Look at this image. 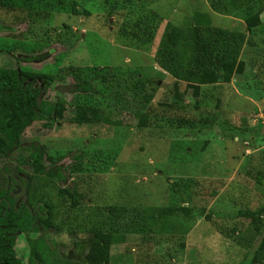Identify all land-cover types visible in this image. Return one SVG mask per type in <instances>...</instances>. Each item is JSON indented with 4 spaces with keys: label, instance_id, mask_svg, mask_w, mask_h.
Segmentation results:
<instances>
[{
    "label": "rangeland",
    "instance_id": "rangeland-1",
    "mask_svg": "<svg viewBox=\"0 0 264 264\" xmlns=\"http://www.w3.org/2000/svg\"><path fill=\"white\" fill-rule=\"evenodd\" d=\"M249 1L20 0L13 9L0 8V67L15 68L17 56L40 57L21 60L19 67L33 75L53 76L56 86L43 97L66 106L63 118L52 127L34 120L23 131L20 145L0 158V173L6 171V180L13 178L16 167L29 174L27 165L17 160L25 159L35 144L67 167L74 162V152L103 156L110 165L100 172L86 167L82 173L67 175L68 185L75 183L83 196L75 208L50 184L59 231L9 238L7 244L17 258L29 264L31 240L44 264H67L52 251L56 247L63 256L77 252L73 243L84 239L89 228L97 225L108 232L114 220L128 222L136 213L180 204L203 215L188 222L180 217L159 220L137 233L112 238L108 264L243 260L255 245L258 230L251 219L235 214L264 208V151L252 148L248 140L256 116L264 115V12L260 24L248 33L242 12ZM74 6L81 14L72 13ZM195 12L207 13L215 28L245 35L239 55L242 68L227 83L193 87L173 80L156 61L166 22L186 26ZM92 66L107 67L115 74L103 92L109 96L106 112L116 125L71 121L75 104L96 102L74 94L68 70ZM170 90L203 112H212L218 104L221 118L236 126L240 135L232 138L217 127L195 133L179 127L177 121L195 115L191 110L162 108L170 100ZM136 112L149 114L146 126L138 124ZM22 183L18 194L23 192Z\"/></svg>",
    "mask_w": 264,
    "mask_h": 264
},
{
    "label": "trees",
    "instance_id": "trees-1",
    "mask_svg": "<svg viewBox=\"0 0 264 264\" xmlns=\"http://www.w3.org/2000/svg\"><path fill=\"white\" fill-rule=\"evenodd\" d=\"M19 1L0 0V8L13 9ZM109 1L102 0L104 3ZM262 12L264 0H250L244 7L242 16L248 33H252L260 24ZM72 13L81 14L75 6L72 7ZM244 42L243 33L215 28L211 25L207 13L195 12L186 26L166 22L155 56L159 67L173 80L185 81L193 87L227 83L232 75L242 68L239 55ZM15 60L17 62L15 68L0 67V158L6 157L20 145L23 131L34 120H43L45 127H52L57 124V120L63 118L66 110L63 102H49L43 97L47 89L56 86L53 76L44 73L33 75L19 67L21 60L36 61L40 60V57L17 56ZM68 75L74 81L72 84L74 94H81L96 102V105L75 104L71 121L77 124L116 125L118 122L111 119L106 112L109 108V96L103 92V88L115 79V74L107 67L92 66L71 67ZM168 95L170 100L161 104L162 108L191 110L195 115L191 120L177 121L179 127H187L192 133L217 127L230 134L232 138L240 135L236 126L221 118L218 104L212 112H203L198 110L196 105L184 102L175 90H170ZM135 116L140 126L149 123V114L136 112ZM254 128L253 135L248 140L252 148L259 147L264 151V136L260 123ZM31 150L25 159L17 160L27 165L29 174L16 167L13 178L6 180L4 176L6 171L2 169L0 173V264H25L15 256L13 249L7 244V240L16 234L23 233L30 239L31 233L41 236L45 232L59 231L54 223L55 208L49 199L50 184L55 187L58 196H66L70 199L71 206L75 208L83 196L78 192L75 183L68 185L67 175L82 173L86 167L88 171L100 172L101 167L110 166L109 160L103 156L94 155L89 158L83 152H74L71 156L74 162L67 167L56 163L58 161L56 158L45 155L41 145L35 144ZM68 153L70 152L66 154ZM21 182L24 188L22 194H18ZM58 183L61 186H57ZM21 195L26 198V202L19 207L18 198ZM113 209H109L110 213ZM194 214L193 210L180 204L151 208L142 214H134L128 222L114 220L112 222L114 225L108 228V232H104L97 225L89 228L84 239L74 241L73 249H77V252L71 250L63 256L56 247L52 252L60 262L67 264H108L112 238L113 240L117 237L122 238L127 232L137 233L142 226L159 220L180 217L188 222L194 220L196 216L203 215L202 212ZM235 215L251 219L258 230L255 245L250 247L239 264H264V208L259 211L238 210ZM29 242L31 244L29 264H44L36 246L31 240ZM74 253L79 260H72L75 257Z\"/></svg>",
    "mask_w": 264,
    "mask_h": 264
},
{
    "label": "built area",
    "instance_id": "built-area-1",
    "mask_svg": "<svg viewBox=\"0 0 264 264\" xmlns=\"http://www.w3.org/2000/svg\"><path fill=\"white\" fill-rule=\"evenodd\" d=\"M256 117L258 119V122H256V124L257 123H260V125H261V131H262V134L264 136V115H258Z\"/></svg>",
    "mask_w": 264,
    "mask_h": 264
},
{
    "label": "flooded vegetation",
    "instance_id": "flooded-vegetation-1",
    "mask_svg": "<svg viewBox=\"0 0 264 264\" xmlns=\"http://www.w3.org/2000/svg\"><path fill=\"white\" fill-rule=\"evenodd\" d=\"M25 200H26V198L24 196L23 197L22 196H19V198H18V206L19 207H22L23 205H25L24 204L26 202Z\"/></svg>",
    "mask_w": 264,
    "mask_h": 264
}]
</instances>
